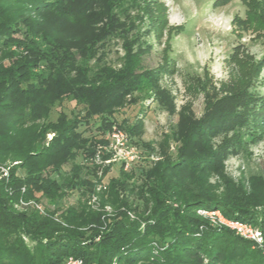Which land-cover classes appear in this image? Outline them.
I'll return each instance as SVG.
<instances>
[{"label":"trees","instance_id":"1","mask_svg":"<svg viewBox=\"0 0 264 264\" xmlns=\"http://www.w3.org/2000/svg\"><path fill=\"white\" fill-rule=\"evenodd\" d=\"M77 1L0 0V264H64L69 256L82 258L83 264L114 259L122 264H264V249L257 243L197 213L201 207L220 209L228 218L264 225V217L248 213L251 200L220 199L199 182L208 173H223L221 154L184 149L177 160L157 167L126 172L121 166L106 182L111 165L98 175L86 162L127 97L149 90L147 81L153 87L164 70L143 64L142 53L151 46L134 39L140 28L132 20L122 24L129 10L140 9L136 0H88L75 7ZM242 3L245 15L236 14L234 26L264 27V0ZM100 4L102 24H93L90 34L67 31L70 23L91 21ZM114 38L124 50L119 66L107 60ZM65 99L74 100L79 111L69 116L61 110L50 119ZM214 123L203 130L194 122L193 133L208 134ZM92 125L96 132L88 134ZM48 132L55 135L47 143ZM127 132L133 139L135 130ZM2 166L9 167L7 175L1 174ZM136 175L142 183L134 188L129 180ZM100 184L105 185L102 203L122 206L106 218L90 214L80 201ZM135 189L141 204L129 201ZM75 190L79 202L61 207L59 202ZM42 199L55 207H45V214L16 207L20 200ZM128 210L140 220L131 219Z\"/></svg>","mask_w":264,"mask_h":264},{"label":"rangeland","instance_id":"2","mask_svg":"<svg viewBox=\"0 0 264 264\" xmlns=\"http://www.w3.org/2000/svg\"><path fill=\"white\" fill-rule=\"evenodd\" d=\"M87 1L78 0L75 7ZM134 2L140 9L129 10V19L119 15L124 17L122 24L130 25L132 20L140 31L135 38L131 34L129 38L151 46L150 52L142 53L143 64L149 68L163 65L164 71L152 80L153 87L145 81L149 90L135 91L127 97L126 105L112 115L115 123L104 135L109 139L102 136L103 140L95 144L94 153L86 162L96 166L98 175L111 165L103 179L106 182L119 174L121 166L126 172L143 166L157 167L177 160L184 149L192 153L208 150L211 154L219 153L223 156V173H208L199 182L220 199L251 200L248 213L261 219L264 217V27L234 26V16L245 15L242 0ZM95 9L103 10L104 6L100 4ZM101 14L99 11L91 21L85 18L70 23L67 31L73 35L90 34L93 24H102ZM164 18L166 25L162 23ZM152 22L157 27L149 30ZM107 53L108 62L119 66L124 54L119 38L109 42ZM79 109L74 100L65 99L52 109L50 119H56L61 110L72 116ZM194 122L200 123L203 130L215 123L204 135L193 133ZM92 126L88 134L96 132ZM130 127L135 130L133 139L127 132ZM112 131H121L128 137L127 144L136 148L137 158L128 164L120 158L110 136ZM54 135L48 132L46 142ZM69 167L67 164L64 169ZM8 169L2 166L1 174L7 175ZM180 176H185L184 172ZM129 181L137 188L142 177L136 175ZM104 186L97 185L86 200L80 201L87 204L90 214L100 213L106 218L122 206L102 203L100 196ZM137 192L135 189L128 195L133 205L141 204ZM79 198L80 192L75 190L59 204L66 208L76 205ZM16 207L45 214V207L53 209L55 204L47 199L40 202L20 200ZM127 212L131 219L140 220L136 212ZM141 225L145 223L141 221ZM256 246L264 249V242ZM110 264L122 263L114 259Z\"/></svg>","mask_w":264,"mask_h":264},{"label":"built area","instance_id":"3","mask_svg":"<svg viewBox=\"0 0 264 264\" xmlns=\"http://www.w3.org/2000/svg\"><path fill=\"white\" fill-rule=\"evenodd\" d=\"M113 140V146L120 155L124 158L127 164L129 161L138 157L136 148L127 144L128 137L121 131H112L110 134ZM197 213L206 218L212 225L217 227H228L241 237L251 239L255 243L264 242V227L254 225L250 222H245L237 219L228 218L220 209L198 208ZM82 258L69 256L64 264H83Z\"/></svg>","mask_w":264,"mask_h":264}]
</instances>
